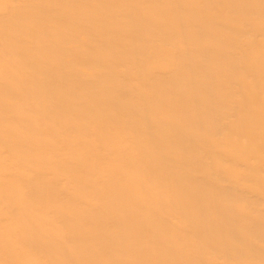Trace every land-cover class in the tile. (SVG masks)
Returning <instances> with one entry per match:
<instances>
[{
    "label": "bare ground",
    "instance_id": "bare-ground-1",
    "mask_svg": "<svg viewBox=\"0 0 264 264\" xmlns=\"http://www.w3.org/2000/svg\"><path fill=\"white\" fill-rule=\"evenodd\" d=\"M0 264H264V0H0Z\"/></svg>",
    "mask_w": 264,
    "mask_h": 264
}]
</instances>
